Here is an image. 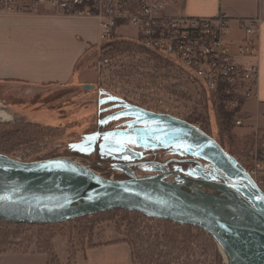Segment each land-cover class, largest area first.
<instances>
[{
    "label": "rangeland",
    "instance_id": "1",
    "mask_svg": "<svg viewBox=\"0 0 264 264\" xmlns=\"http://www.w3.org/2000/svg\"><path fill=\"white\" fill-rule=\"evenodd\" d=\"M164 2L166 15L183 16L177 15L176 0ZM45 7L50 8L52 14L58 15L46 4L19 15L38 14ZM119 33L123 35L117 40L120 53L136 52V55H141L138 53L141 50L135 47L134 42L130 43L131 46H122L119 43L121 39L136 41L139 37L137 27L126 25L119 28ZM98 54L97 45L78 66V70H82L80 73L85 70V74L92 78L94 76L89 83L94 85L92 89H86V84H71L65 87L22 90L14 97L0 96V113H6L0 114V123L32 122L60 127L62 130L60 136L48 142L18 145L11 157L28 162L69 157L111 179L134 178V175L158 176L175 172L177 169L182 170L179 163L186 159L196 161L200 170H192L193 173L197 172L196 175L184 170L181 173L193 178L230 183L241 194H250L247 185L229 182H243L244 179L231 169L213 142L195 139L192 129L159 115L162 113L136 109L134 105L100 90L101 86L97 84L99 75L95 67ZM151 67L154 65L147 63L142 69L130 68L121 78L116 73L113 81L116 83L117 94L125 95L149 109H170L173 114L184 116L186 121L199 123L205 133L217 138L216 141L221 147V143L223 144L222 148L238 166L247 170L255 168V145L264 141V137H261L259 131L250 132L248 128L249 118L245 114L244 106L253 98L244 102L235 112L221 108L231 116H243L241 118L245 120L244 126L233 125L230 131H223L219 125L221 115L218 116L221 109H215L213 105L209 112L204 113L191 110L183 103L182 98H179L180 104H172L165 95L157 96L148 92L140 97L136 87L142 86L146 90L143 79L150 73L148 70ZM214 100L215 98L212 104ZM15 101L20 103L12 106L11 103ZM202 117L204 123L198 122ZM167 161L173 162L172 167L165 166ZM258 176L256 182L264 192V172L259 171ZM250 189L254 192L250 195L261 203L262 199L252 186ZM217 194L225 196L219 190ZM172 223L150 218L139 212L118 209L62 224L21 228L1 223L0 233L8 232L10 235L15 232L13 234L18 235L11 240L16 242H21L18 237H23L25 250L30 252H37L39 244L41 247L50 244L55 249L54 242L59 237L65 245L64 260L55 249L56 262L45 254L51 264H135L131 256L132 250L136 254L137 264H228L226 253L214 236L195 226ZM51 235L55 238L50 241ZM92 244L98 246L88 248ZM117 244L123 246L113 249L103 247ZM70 253L75 254L74 261L71 260Z\"/></svg>",
    "mask_w": 264,
    "mask_h": 264
},
{
    "label": "built area",
    "instance_id": "2",
    "mask_svg": "<svg viewBox=\"0 0 264 264\" xmlns=\"http://www.w3.org/2000/svg\"><path fill=\"white\" fill-rule=\"evenodd\" d=\"M44 4L59 16H94L99 21L97 84L136 109L186 121L170 109H149L117 94L116 73L121 78L130 68L142 69L147 63L154 67L143 79L146 90L136 87L140 97L148 92L165 95L172 104H180L182 98L191 110L207 113L211 105L238 111L257 95L262 16L221 12L215 17H173L166 15L164 0H0V15L32 12ZM126 25L137 27L139 37L133 42L141 55L120 53L119 28ZM241 117L232 116L235 127L245 125ZM198 122L204 123L203 117ZM190 124L205 132L199 123ZM255 159V168L246 170L257 181L259 171L264 172V141L255 145Z\"/></svg>",
    "mask_w": 264,
    "mask_h": 264
},
{
    "label": "water",
    "instance_id": "3",
    "mask_svg": "<svg viewBox=\"0 0 264 264\" xmlns=\"http://www.w3.org/2000/svg\"><path fill=\"white\" fill-rule=\"evenodd\" d=\"M94 85L86 84V89ZM195 139L213 142L256 191L243 195L230 183L184 178L211 185L228 196L220 197L236 215L228 217L205 198L165 180L164 175L126 179L106 178L69 157L21 161L0 153V220L26 225H53L113 210H128L150 218L201 228L214 236L227 255L228 264H264V192L243 167L238 166L215 138L186 121ZM171 173V172H170Z\"/></svg>",
    "mask_w": 264,
    "mask_h": 264
},
{
    "label": "crops",
    "instance_id": "4",
    "mask_svg": "<svg viewBox=\"0 0 264 264\" xmlns=\"http://www.w3.org/2000/svg\"><path fill=\"white\" fill-rule=\"evenodd\" d=\"M175 3L177 15L183 16L215 17L221 12L237 17L262 16L258 93L246 103L244 111L249 118V131H259L264 137V0H176ZM98 42L99 23L95 17H61L52 14L48 7L38 14L0 15V96L14 97L19 91L34 88L89 84L94 76L85 74V70L83 76L78 66L97 48ZM54 245L64 260L65 245L59 237ZM0 264H48V257L35 251L3 253Z\"/></svg>",
    "mask_w": 264,
    "mask_h": 264
},
{
    "label": "trees",
    "instance_id": "5",
    "mask_svg": "<svg viewBox=\"0 0 264 264\" xmlns=\"http://www.w3.org/2000/svg\"><path fill=\"white\" fill-rule=\"evenodd\" d=\"M133 41H128L126 39H121L119 43H121V45H132L130 43H132ZM128 43V44H126ZM135 45V44H134ZM136 47V46H135ZM221 115V116H220ZM218 116H220L221 120L219 121V125L223 128V131H230L234 126L232 124V116L228 113L225 112L223 109H221L220 113H218ZM219 118V117H218ZM188 123H192L191 121L187 120ZM185 127V126H184ZM221 129V128H220ZM62 134V130L60 127H52L49 125L44 126L43 124H39V123H32V122H28V123H0V153L2 154H6L8 156L12 155L15 151L16 148L18 147V145H27V144H31V143H35V142H39L43 143L48 142V140L53 139L56 136H60ZM215 140H217V138L214 136ZM198 142L203 140H197ZM218 141V140H217ZM222 147L223 144L221 143ZM58 156V155H57ZM180 169L182 170H175V172L177 171V173H181L183 170L184 171H191L192 170H197L200 168L196 165V161H192V160H182L179 163ZM173 162L172 161H167L165 163V166L172 167ZM193 173V172H192ZM197 172H194L193 174L196 175ZM183 175H186V173H181ZM1 223L8 225V226H21V228L24 227H29L30 225H26V224H14V223H10L7 221H3L0 220V227H1ZM172 223V222H171ZM174 224V223H172ZM180 226V225H179ZM35 227V226H32ZM43 227V226H41ZM10 232V231H9ZM15 232H12V234L9 235V233H0V254L3 253H29V250H25L26 248L24 247V245H26V243L24 242L25 239H22L23 237H18L19 240H22L21 242H16V241H12V238H15V236H17L18 234H13ZM55 238L54 235H51L50 237V241L53 240ZM49 241V243H50ZM48 242V241H47ZM174 242V241H173ZM47 244V243H46ZM46 246V245H44ZM98 245L92 244L91 246H89L88 248H93V247H97ZM38 253H43V254H47L50 258H52L55 262H56V255H55V249L52 247V245L49 244V246L47 245L46 247H41L40 244L38 246ZM132 256V260L135 264H137V260H136V254L134 253V251L132 250L131 253ZM70 258L72 261H74L75 259V254L70 253ZM51 260V259H50ZM48 264H51V261H49Z\"/></svg>",
    "mask_w": 264,
    "mask_h": 264
},
{
    "label": "bare ground",
    "instance_id": "6",
    "mask_svg": "<svg viewBox=\"0 0 264 264\" xmlns=\"http://www.w3.org/2000/svg\"><path fill=\"white\" fill-rule=\"evenodd\" d=\"M0 114L6 115L5 112H1ZM134 177H141V176L134 175ZM164 178L165 180L180 186L189 193L205 198L215 209H217L224 215L231 218L236 217L235 214H233L224 206L223 201L219 199L220 197H224L225 199H228V196L226 195L221 196L217 194L218 190L215 187L211 185H204L197 181L188 180L183 176H181L180 174H178L177 172L166 173L164 175Z\"/></svg>",
    "mask_w": 264,
    "mask_h": 264
},
{
    "label": "flooded vegetation",
    "instance_id": "7",
    "mask_svg": "<svg viewBox=\"0 0 264 264\" xmlns=\"http://www.w3.org/2000/svg\"><path fill=\"white\" fill-rule=\"evenodd\" d=\"M162 117H164V118H166V116L165 115H161ZM227 177V176H226ZM230 180V179H229ZM228 180V181H229ZM229 182H232L233 184H235V185H243V186H248V188H249V190L248 191H250V194L251 193H253L254 194V192H253V190L252 189H250L251 188V186L249 185V183H246L244 180H243V182H239V181H232V180H230ZM248 191H246V192H248ZM257 200V199H256ZM259 201V200H258Z\"/></svg>",
    "mask_w": 264,
    "mask_h": 264
}]
</instances>
